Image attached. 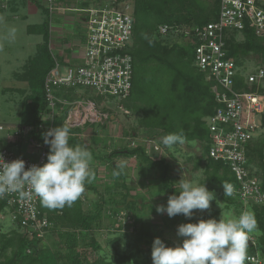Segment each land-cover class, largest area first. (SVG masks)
<instances>
[{
    "label": "trees",
    "instance_id": "obj_1",
    "mask_svg": "<svg viewBox=\"0 0 264 264\" xmlns=\"http://www.w3.org/2000/svg\"><path fill=\"white\" fill-rule=\"evenodd\" d=\"M17 1L8 0L5 7H8L13 12L16 9L15 4H17ZM24 1L21 0V3H25ZM73 1L53 0L52 4L56 7L59 4L68 5ZM129 1L133 3L132 43L130 46L124 47L122 53L130 55L132 58V74L129 94L122 101L125 105L130 103L146 113L149 107L147 103L143 105L142 100L148 93L146 85L149 82H153V79L150 78L151 75L154 73L156 75L157 73L161 75L165 73L164 76L169 75L170 85L165 88L164 95L162 94V88L158 87L161 97L156 95L155 99V103L158 106V110H156L158 114L157 123L147 127L159 129V133L163 136L182 132L185 141H199L201 143L200 156L190 154L188 159L192 158L195 169L204 168V177L198 183L201 185L204 183L208 190L213 191L215 199L210 202L209 209L203 211L194 210V215L190 218L182 214L169 217L166 213H159L161 215V223L157 226H152L149 222L145 223L147 221L145 217L149 215H141L140 218L134 220L132 212L138 209L141 210L142 204L138 205L135 200H133L135 201L134 203L126 201L130 197L126 182L125 180L121 182L120 178H117L115 183L119 182V193L122 195V197L120 196V201L117 196L105 198L106 195L100 194L97 198H92L88 206H84L85 199L82 200L80 197L71 207L65 206L58 209H49L39 201L38 209L40 212L38 218L46 217L49 225L44 228L45 233L42 236H37V231H33L27 225L21 224V218L16 212V207L8 205L6 199L2 197L0 198V264H153L151 251L156 237H159L169 246L182 243L183 238L177 235V228L180 224L198 222L200 219L207 220L209 218L219 220L222 217L220 212L225 210L236 217L243 212L252 213L257 220V228L255 229L257 233H250L254 238L249 241L247 254H257L258 248L264 249V204H256L248 200L246 201V207H243V200L236 194L233 193L231 197H226L223 184L231 185L234 188H237L239 184L228 164L221 160H215L209 155V147L212 140L210 130L204 119L213 114L218 102L212 92L213 82L207 81L206 74L195 64V45L199 44L200 41L192 35L190 42L182 31L183 29L202 26L215 20L218 13L219 0H213L210 7L212 9L209 13L206 12L205 8H198L194 0ZM31 2L41 9L44 20L39 24H28L26 30L28 33H40L43 41L36 45V53L27 57L19 73V77L27 82L26 89L5 88L4 92L15 90L20 94H24L21 99L22 109L19 125L31 126L32 131L29 133V136L32 137L31 139L43 142L44 132L39 129V125L43 122L41 118L43 114L50 112L43 85L47 73L56 63L58 65L61 64L54 48L51 47L54 30L51 28L53 26L51 24L52 14H50V9L48 8L49 3H47V0H31ZM79 2L80 6H82L81 8L93 6L90 5V0H80ZM98 3L105 5L102 0H98ZM80 6L78 9H81ZM5 7L0 5V11ZM211 14L212 17H209ZM81 15L84 19H87V13L82 12ZM161 25L180 28L181 32L174 37L169 34L170 39L162 38L158 31ZM237 33L239 32H232L228 38H225L227 57L233 58L235 64L242 67L245 61L244 58L249 54H254L255 58L259 59L258 65L264 67L263 40L255 35L250 28H245L241 31L240 35L242 38L240 39L237 38ZM64 38L66 37L63 36L61 42L70 46L64 49V52L72 51V43L67 42ZM76 45L81 47L84 43ZM75 50L71 53H75ZM77 64V62L70 61L65 54L64 67ZM78 88L58 86L53 88V93L60 99L72 100L75 99L76 92L79 93ZM235 89L248 90V86L244 83L243 75L237 76ZM249 90L257 93L259 99L264 103V88L261 85L253 84L251 88L249 87ZM94 96L97 97L98 95L94 94ZM84 97L91 99L88 95L82 98ZM102 101L104 100L98 97V101L95 102L99 104ZM55 104L62 106L58 102ZM66 113V109L59 111V116L57 117H59L60 121L58 120V122H62ZM55 117L56 113L53 114L52 122H56V127L61 126L55 120ZM110 123H112V120L108 116L107 120L101 124L103 127H109ZM142 123L145 125L144 122ZM87 124L90 123L85 125ZM147 127L145 126V128ZM18 128V125L9 128V135H12L13 131ZM82 129L84 127L70 128L69 144L73 147L85 148L93 156L94 144L90 145L91 143L83 142L81 136L84 135V132L82 133ZM87 134L91 137H98L93 129ZM99 134L102 135V132ZM108 135L114 137L111 133ZM19 140L17 143H19ZM6 145L9 146L11 144L6 143ZM101 145L97 144L96 146L100 147ZM122 145L117 144L115 148H111L106 144L102 145L101 149L110 157L113 154L118 157H133L137 165L141 166L142 169L155 171L158 182L161 185L160 187L167 192V198L176 194L169 163L164 157L148 153L144 145H131V143ZM49 150V145H47L48 153ZM17 154L20 153L18 152ZM245 154L247 157L246 167L250 176L258 180L261 189L264 190V136L253 137V139L251 137L246 143ZM107 163V161H104V163L100 162L103 166ZM116 165L117 162H113L111 170L113 174L116 171ZM96 187L94 184L91 185L89 183H86L85 186L86 189H91L92 191H95ZM122 203L127 205V207L131 206L134 208L131 211L128 208H126L127 211L124 210L125 217L128 220L130 218V221H132L129 225L134 228L132 235L128 236L135 235L133 238H136V242L129 244L128 249H131L128 252L117 249L116 252L108 253L106 252V245H102L98 241L97 235H100L101 229L107 227L104 225L110 223L108 218H112L113 223H116L118 227L122 226L117 217L120 210L118 208L123 206ZM219 203L222 205L221 209L216 207V204ZM108 205L112 206L111 209L107 207ZM154 212L156 213L157 211L154 210ZM6 213L10 216L11 226L9 227H5L2 223V217ZM13 215H15L14 218ZM138 222L140 226L136 225ZM108 231L110 230L108 229ZM173 233H175L174 236ZM54 235H56L57 241L55 242V247L52 248L47 240ZM118 239V236L109 238L106 244L116 248V243L113 244V242L118 241ZM139 243H142L143 247L139 248Z\"/></svg>",
    "mask_w": 264,
    "mask_h": 264
},
{
    "label": "built area",
    "instance_id": "obj_2",
    "mask_svg": "<svg viewBox=\"0 0 264 264\" xmlns=\"http://www.w3.org/2000/svg\"><path fill=\"white\" fill-rule=\"evenodd\" d=\"M7 1L0 0L1 7H5ZM52 1L47 0L50 14L59 9L87 13V19L83 18V21H86L87 34L83 45L82 62L66 66L63 72H60L59 65L56 63L45 77L43 86L50 109L47 113L50 125H39V129L44 134L53 128L52 120L53 114L57 112L55 109L57 102L62 105L60 110L66 106V123L70 127H82L85 123H103L108 118V113L99 108L104 101L97 104L86 97H77L72 100L60 99L54 95V87L89 88L103 100L107 97L124 99L131 88L132 74V58L122 53L123 48L127 46V41L131 38L134 23L131 12L132 3L129 0L118 2L112 0L109 4L97 3L81 9L71 5L55 7ZM245 28L252 29L254 34L264 42V0H219L215 20L202 26L182 30L190 42L192 35L200 41L195 45V64L201 71L207 73V78L215 82L213 91L218 106L208 121L212 140L209 155L230 167L239 184L237 188L232 186L233 193L243 200V207H246L248 200L256 204H264V190L261 189L259 181L250 176L246 167L245 154L246 143L259 127L256 123V114L264 111V105L257 93L234 88L236 78L240 75L243 66H237L233 58L227 57L225 48V38H228L232 32L241 34ZM158 31L160 37L165 38L170 32L179 34L181 29L161 25ZM244 77V82L249 85L262 84L264 67L257 66L254 72ZM76 93L79 95L78 92ZM4 128L5 125L0 123V131ZM31 131V126H20L5 140L15 145L19 138L23 140ZM30 143L34 156L17 154L9 147L10 145L1 143L0 155L5 162L22 158L26 169L34 164L43 165L47 161V144L33 139ZM3 198L8 205L16 207L22 225L37 231V236L45 233L44 228L49 225V222L44 216L38 218L40 198L31 192L29 186L24 185L19 192L5 194ZM119 215L123 218L125 213L122 211ZM247 255V264H264L257 254Z\"/></svg>",
    "mask_w": 264,
    "mask_h": 264
},
{
    "label": "rangeland",
    "instance_id": "obj_3",
    "mask_svg": "<svg viewBox=\"0 0 264 264\" xmlns=\"http://www.w3.org/2000/svg\"><path fill=\"white\" fill-rule=\"evenodd\" d=\"M17 1V0H14ZM24 1V0H23ZM80 0H74L70 5L76 8H79L81 5ZM108 4L111 3L112 0H106ZM105 0H102L104 4H107ZM25 3H21V0H18L17 12L13 13L10 11L8 7H5L2 11H0V123L3 125H10L13 123H19L20 120V112L22 109L21 99L24 97V94H20L15 90L5 91V88H18V89H26L27 82L23 81L19 77V73L21 71L22 66L24 65L27 57L32 56L36 53V45L42 43V35L40 33H28L26 28L28 24H39L44 20V15L39 7H37L31 0H25ZM195 5L203 9L205 8L206 12L212 9L211 3L213 0H194ZM98 3V0H90V5H95ZM11 4V3H10ZM20 4L21 7H20ZM82 6H80L81 8ZM56 12V11H55ZM62 12V11H58ZM65 12V11H64ZM131 12H133V5L131 6ZM13 13V14H12ZM212 13V12H211ZM54 14V13H53ZM62 14V13H60ZM80 12H73L68 17H58L57 15H52V26L55 27H63L62 28V36L67 42L72 43V51H74L77 47L76 44H85V37L87 34V26L86 21H83V17ZM59 15V14H58ZM65 15V14H64ZM208 15V14H207ZM206 16V13H205ZM212 17V14L209 16ZM53 29V28H52ZM168 34L175 36L173 32ZM165 39H170L169 35L165 37ZM132 43L131 38L127 41V46H130ZM76 45V46H74ZM77 49L81 52H77L76 55H73L71 50L64 52H58L55 50V53L58 57V60L61 65H59V70L61 72L64 71L63 61L66 57L69 58L70 61L81 63L83 59V47H77ZM243 67L247 72L254 70L257 67L259 59L255 58L254 54L247 55L244 58ZM160 73L157 75L154 73L150 78L153 79V82H149L146 85V93L144 100H142L143 105L148 104L149 109L146 113H144L140 108L135 107L130 104L125 105L122 99L117 97H107L104 100V103L99 106L103 112H107L108 116H113V121L110 123L109 127H103L100 122L83 124L82 132L86 133L87 127H90L94 131L98 137H91L89 135H82L81 138L85 143H91L93 145V159L92 165L96 166L102 161H107L108 163L103 166L104 171L101 168H98L101 172L100 178L96 177L97 171H92L93 178L89 184H94L96 187L95 191L91 189H86L81 197L85 198L84 206H88V203L92 198H97L100 194L106 195L105 198L111 196H117L119 201L121 200V193H119V182L115 183L117 178H120L121 182H126L128 192L130 193V197L126 199V201L130 203H134L135 201L138 205L142 206V209H138L137 211H133L134 220L140 218L141 215H149L145 217V223H151L152 226L158 225L161 223V215L158 212H154L158 205H166L168 202L167 192L164 190L158 182L157 174L155 171H148L145 168L142 169L141 166H138L132 157H118L116 154H113L111 157L106 155V153L101 149L102 145H109L111 148H115L117 144L121 146V144L128 145L132 144H140L146 147L148 153L155 154L161 157H164L165 160L169 163L170 172L172 174L173 186L176 187V194L179 191V183L180 179H188L194 180L195 182H199L200 179L204 177L203 167L194 168L193 160L188 159V155L193 154L195 156H200L201 154V143L199 141H185L183 144L174 145L172 148H168L162 143V138L164 137L160 134V130L156 128L147 127L149 125H154L157 123V112L158 106L155 103L156 95H160L158 92V87L162 88V94H165V88L170 85V77L169 75L164 76ZM264 84V81L261 85ZM159 85V86H158ZM79 95H75L77 97L90 96L91 99L98 101V97L94 96L93 90L89 88H78ZM68 97V96H67ZM161 97V95H160ZM143 98V97H142ZM66 99V98H65ZM135 102V101H132ZM61 106L56 105L55 109H58L56 112L55 120H59V111L61 112ZM66 106L62 109L65 110ZM43 125H48L50 123L47 114L44 113L43 117H41ZM256 123L259 126L255 132H253V137L264 136V114H256ZM60 121V120H59ZM145 123V125L142 122ZM59 125H63L62 122H58ZM145 126L147 128H145ZM111 132L112 136L108 135V132ZM102 132V135L99 133ZM100 136V137H99ZM5 137V130L0 131V138ZM0 143L4 144L0 139ZM97 144H102L100 147H97ZM17 144L10 145L9 147L15 151L20 152V148L17 149ZM18 150V151H17ZM192 155V156H193ZM126 162V168L121 172L118 176H113L112 167L113 162H120L119 159ZM91 165V166H92ZM97 170V169H96ZM116 167V171H117ZM95 172V173H94ZM122 175V176H121ZM99 181V182H98ZM176 184V185H175ZM97 190L99 191L97 193ZM87 192V197H86ZM125 192V191H124ZM121 196V197H120ZM135 200V201H133ZM133 201V202H132ZM118 209V221L121 223V227H118L116 223H113L112 218H108L109 224L107 223L106 228L104 227L100 231V235L98 236V241L102 243V245H106V252H116L117 249L119 251H129V244H132L134 241L136 242V238H133L135 235H132L133 227L129 225L132 221L123 216L120 218L119 213L122 212V209L126 210L128 208L129 211L134 210L133 207L123 204ZM111 209L112 206H107ZM216 207L222 208L221 203L216 204ZM114 210V209H113ZM231 215L230 212L222 211L220 215ZM127 216V215H126ZM139 216V217H138ZM2 223L5 227L11 226L10 216L8 213L4 214L2 217ZM140 226L139 222L136 224ZM108 229L110 231H108ZM253 234L257 233L255 230L252 232ZM129 235V236H128ZM175 233H173V236ZM250 235V240H253L254 236ZM118 236V241L113 242L116 243V248H113L111 245L106 244V241L109 238H113ZM57 237L54 235L51 239H48V244L54 248ZM118 242V243H117ZM118 244V245H117ZM114 246V247H115ZM118 246V247H117ZM143 247L142 243H139V248ZM257 254L264 261V249L258 248Z\"/></svg>",
    "mask_w": 264,
    "mask_h": 264
},
{
    "label": "clouds",
    "instance_id": "obj_4",
    "mask_svg": "<svg viewBox=\"0 0 264 264\" xmlns=\"http://www.w3.org/2000/svg\"><path fill=\"white\" fill-rule=\"evenodd\" d=\"M237 35L238 39L242 38L239 33ZM255 69L256 67L247 72L243 67L240 76L243 75L245 79L244 75L254 72ZM205 74L206 80L212 81L207 78V73ZM212 82L214 93L215 82ZM244 83L248 86L247 91H250L249 87L251 88L253 84L257 85ZM261 87L264 88V84ZM261 103L264 105L262 101ZM262 114L264 111L260 115ZM210 116L204 119L208 128ZM110 119H113V116H110ZM9 128L11 126L5 125L4 130L7 131ZM1 139L6 145V137ZM69 139L68 126L50 128L44 134V142L50 149L47 161L43 165L34 164L27 169L22 158L5 162L0 155V198L8 193L19 192L27 185L31 192L40 198L43 206L49 209L71 207L84 193L86 183L91 182L93 178L91 171L93 157L85 148L70 146ZM162 143L172 148L174 145L184 143V135L182 132L170 133L162 138ZM116 167L118 170L114 175L118 176L126 168V162L120 161ZM179 181L178 194L169 196L166 205H158L156 207L158 213H166L169 217L182 214L190 218L194 215V210L203 211L210 208L215 193L208 190L204 183L201 185L194 180L183 178ZM223 188L225 196L231 197L232 186L223 184ZM122 211L125 213V210ZM256 228L257 220L250 212H243L238 217L222 214L219 220L209 218L182 223L177 228V235L183 238L182 243L169 246L156 237L151 251L152 261L153 264H247L249 234Z\"/></svg>",
    "mask_w": 264,
    "mask_h": 264
},
{
    "label": "crops",
    "instance_id": "obj_5",
    "mask_svg": "<svg viewBox=\"0 0 264 264\" xmlns=\"http://www.w3.org/2000/svg\"><path fill=\"white\" fill-rule=\"evenodd\" d=\"M14 2H16V1H14ZM18 2V1H17ZM71 3H73V2H71ZM70 3V4H71ZM70 4H68V5H63V4H59L60 6H70ZM21 5L22 4H20V7H21ZM58 5V6H59ZM16 6L18 7V5L16 4ZM74 6V5H73ZM16 7V8H17ZM58 11H62V12H59L58 13ZM64 9H59V10H57L53 15H57L58 17H61V18H64V17H68V16H70L71 15V13H73V12H71V11H65ZM17 12V9H15L14 11H13V13H16ZM12 13V14H13ZM60 13H62V14H60ZM59 14V15H58ZM65 14V15H64ZM54 27V32H53V34H52V39H51V47H53L55 50H58V52H61L63 49H66L69 45L68 44H63L61 41H62V38H63V36H62V28L63 27H55V26H53ZM70 47V46H69ZM77 52H79V50L78 49H76L75 50V53H73V55H76V53ZM112 121H113V119H111ZM63 121V126H68L69 128H75V127H70L67 123H66V116H65V118L62 120ZM16 125H19V123H13V124H10V125H8V127L9 126H11V127H15ZM48 125H50V123L48 124ZM48 125H45V126H48ZM52 126H53V128L54 127H56V122L54 121V123H52ZM7 127V126H6ZM88 129H86V133H83L84 135H88L87 134V132H89L90 130H91V128L90 127H87ZM72 130V129H71ZM7 131H9V129L7 130ZM7 131H5V137H7V135H8V132ZM82 131V130H81ZM81 133V134H82ZM109 133H111L110 131H109ZM112 134V133H111ZM4 137V138H5ZM31 136H27L26 138H23V140H19V143H17L18 144V146H17V149H19L20 148V154H22V155H25V156H27V157H30V156H34L35 154H34V151H32V147H31V143H30V140H31ZM4 140V139H3ZM34 140V139H33ZM124 145V144H123ZM122 145V146H123ZM19 147V148H18ZM18 151V150H17ZM122 158H120L119 159V161H123V160H121ZM131 159V158H130ZM95 167V168H94ZM102 167V170L104 171V167H103V164H98L97 165V167L96 166H91V171H97L96 172V177H99L100 178V171H99V169L98 168H101ZM97 169V170H96ZM99 182V181H98ZM86 197H87V192H86ZM81 199L82 200H84L85 198L84 197H81Z\"/></svg>",
    "mask_w": 264,
    "mask_h": 264
},
{
    "label": "flooded vegetation",
    "instance_id": "obj_6",
    "mask_svg": "<svg viewBox=\"0 0 264 264\" xmlns=\"http://www.w3.org/2000/svg\"><path fill=\"white\" fill-rule=\"evenodd\" d=\"M53 30H54V27H53Z\"/></svg>",
    "mask_w": 264,
    "mask_h": 264
}]
</instances>
